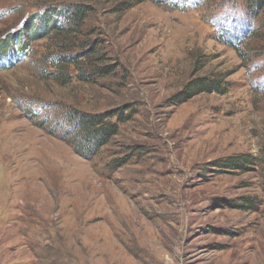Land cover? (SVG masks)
<instances>
[{
	"label": "rangeland",
	"instance_id": "1",
	"mask_svg": "<svg viewBox=\"0 0 264 264\" xmlns=\"http://www.w3.org/2000/svg\"><path fill=\"white\" fill-rule=\"evenodd\" d=\"M119 1L0 0V47L13 49L0 60V264H264V8L143 0L114 13ZM77 2L92 8L68 52L57 30L15 41L27 15ZM67 53L81 69L62 82L52 58ZM196 77L221 78V92L179 96ZM72 111L128 119L85 157ZM237 155L250 162L214 163Z\"/></svg>",
	"mask_w": 264,
	"mask_h": 264
},
{
	"label": "trees",
	"instance_id": "2",
	"mask_svg": "<svg viewBox=\"0 0 264 264\" xmlns=\"http://www.w3.org/2000/svg\"><path fill=\"white\" fill-rule=\"evenodd\" d=\"M143 0H120L112 9L114 13H122L130 7L134 6L136 3H140ZM248 3L246 15L249 18H255L258 16V13L264 8V0H246ZM92 8L90 5H83L80 3H72L71 5H47L42 12H32L27 15L23 21V24L20 26V29L15 32L13 36L17 35L15 41L20 40L22 46H29L27 43L28 40L35 39L36 37H43L51 32L57 30L59 37H63L65 44L60 47L61 50L68 52L73 45H71V36L74 35L81 27L87 11ZM247 27V26H244ZM12 36V37H13ZM57 38V37H56ZM233 47L235 44H231ZM229 45V46H231ZM1 46V45H0ZM27 46V47H28ZM12 48L9 49L6 45L0 47V60L9 57L8 53ZM92 60L93 55L89 56ZM52 64H55L60 70H64V76L62 74L61 81L67 82L69 79V74L67 72L68 66H73L75 69L79 70L80 62L76 59L75 56L67 53L65 55H55L52 58ZM92 70H95V66H92ZM100 73H105L104 71L99 70ZM82 72V70H81ZM77 74L78 79H85L83 73ZM91 73V72H90ZM91 74H97V72L92 71ZM86 75L85 77H87ZM223 80L221 78H204L196 77L190 79L184 90L181 92L183 94L198 93V92H221V84ZM179 96H175L178 98ZM175 97L173 99H175ZM180 99L182 97H179ZM179 98L177 100H179ZM114 112H107L101 114H91V113H79L76 111L68 112L65 114V120L71 122V128L66 130L67 134H70L68 137H71L73 147L75 151L80 153L85 157H90L95 154V152L104 144H106L111 137L117 134V125L118 123L123 122L128 119V116H123L122 111L113 114ZM117 115V116H115ZM115 117V121L112 123L111 119ZM40 125V124H38ZM250 162V159H247V156L237 155V156H228L226 158L219 159L214 162L216 166H225V167H241L244 168L243 163ZM243 207H246V204H242Z\"/></svg>",
	"mask_w": 264,
	"mask_h": 264
}]
</instances>
